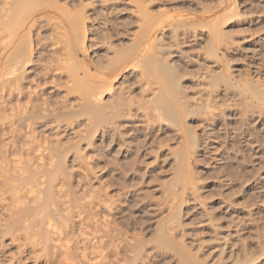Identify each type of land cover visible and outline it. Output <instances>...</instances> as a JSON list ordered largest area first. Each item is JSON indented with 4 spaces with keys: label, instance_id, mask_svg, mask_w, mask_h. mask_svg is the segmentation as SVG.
<instances>
[{
    "label": "rangeland",
    "instance_id": "374dc122",
    "mask_svg": "<svg viewBox=\"0 0 264 264\" xmlns=\"http://www.w3.org/2000/svg\"><path fill=\"white\" fill-rule=\"evenodd\" d=\"M42 7L10 100L42 184L16 203L0 171V264H264V0Z\"/></svg>",
    "mask_w": 264,
    "mask_h": 264
},
{
    "label": "bare ground",
    "instance_id": "6f19581e",
    "mask_svg": "<svg viewBox=\"0 0 264 264\" xmlns=\"http://www.w3.org/2000/svg\"><path fill=\"white\" fill-rule=\"evenodd\" d=\"M2 3H3V7L0 9L3 10V12L5 11L6 13L2 12L0 14V25L2 26V29L1 28L0 29L3 30V28H5V27L10 28L11 31L9 29H7V30L10 31L12 36L8 40L5 39L6 41L3 40L4 37L0 40V49L3 53V55L5 56L4 65H3V67H0V171L3 173V176H5L7 174L6 179L2 180L3 182L6 181L4 184L8 185L9 183L11 184L13 182H18V183L20 182L21 183V187H20L21 189L18 187L19 186L18 184H15L19 188V190L17 188L18 192L14 191L15 188L13 187V189H14L13 191L15 193L16 192L19 193V191H20V194L17 197H16L17 194L16 195H14L15 193L13 194L16 197V199H14V200H16L17 202L16 201L15 202L16 203H19V202L29 203L31 201H35V199H34L35 196L32 195V192H31L32 181H30V177H32V176H30V175L32 174L31 172L34 171V169L39 168V164L36 162H33V160H32L33 157L31 155H32V152L34 151V149H33V146L31 144L32 142L30 140V136H31L29 134L30 132L27 131L29 133H26V131L24 130L25 131V132L23 131L24 133H22V132L20 133L18 130L20 127L19 128L17 127L19 125L18 123H20L21 120L24 121V118H26L27 113H25V111H23L24 108H23V110H21V112H20V110L17 112H14L18 109L15 108L16 110H14V108L10 104V100L12 99L14 94L15 95L17 94L16 97L18 96V98L21 101L26 97V96H24L27 93V92L25 93L26 87L23 86V83H25L24 82L25 77L29 73L27 71V69L30 66V58L28 57V55H29L28 50L29 49L27 50L28 46H26V44L24 42V33L23 32L25 31V28L28 25V23H30L32 21V19L28 16L27 19L18 20L17 15L20 14V11H22V12L27 11L31 17L37 16L38 14H40L43 11L44 8L42 6L44 5L45 0H3ZM9 37H10V35H9ZM5 38H7V37H5ZM69 39H83V38L77 36V37H73V38H69ZM65 46H66V44H65ZM69 55H70V53H69ZM73 57L75 58V55ZM74 58H73V60H74ZM74 63L76 64V61ZM107 68H110V64L108 65V67L106 66V69ZM76 69H77V67H76ZM104 69L102 68L100 70H104ZM74 72L76 74L72 72V75H71V76H73L72 79L76 80V82L74 81L75 83L78 82L77 85L79 84V87L81 86V89H80V91H82L81 95L88 101H90L88 99V97L99 93L100 88L105 86V84L101 83V82H100L101 84L99 82H97V84H96V82H94V81H89V80L84 81V78H83L84 76L80 77L77 74L76 70ZM87 76H88V74L85 77H87ZM98 83H99V85H98ZM19 99H17V100H19ZM20 100H19L18 104L20 103ZM25 101H26V99H25ZM25 101H24L23 105L25 104ZM26 103H27V101H26ZM18 104H17V106L20 107L21 105L19 106ZM8 108H9V110H8ZM7 110L8 111L11 110L10 116H9V114L6 113V112H8ZM158 116H160V115H158ZM160 117H162V116H160ZM8 123L11 124L12 128L8 125ZM7 127H8V129H7ZM21 129L22 128H20V130ZM11 133H12V136L14 138V139L11 138V140L13 139L15 141V146H18L20 148V149L18 148V150H19L18 154L19 155L17 157L16 156L14 157V155H16V154H14L12 157V153L10 156V152L8 149V145L10 146V145L14 144V143L12 144V142H11V144L8 143V140H7V137L9 139V137L11 136ZM13 146H11V147H13ZM15 148H17V147H15ZM10 150H12V149H10ZM39 160H40V158H39ZM34 163H36V164H34ZM37 164H38V166L36 167ZM40 167L42 168L43 166H40ZM46 171H44L45 172L44 175L46 174ZM54 173L55 172L50 171L47 175V178L49 177L52 180L54 177ZM3 176H1V177H3ZM54 179H55V177H54ZM7 182H8V184H7ZM35 183L32 184V186L33 185L39 186L40 184H42L41 181H35ZM56 191L60 195V191L59 190H56ZM49 194H50V192H49ZM46 197H47V195H46ZM41 208H42V206H41ZM43 208H44V206H43ZM43 208H42V211H43ZM49 214H50L49 216H51L52 218L58 217V212L56 209H49ZM55 218H53V219H55ZM57 220H58V218H57Z\"/></svg>",
    "mask_w": 264,
    "mask_h": 264
}]
</instances>
